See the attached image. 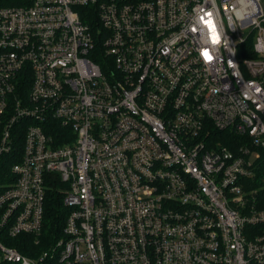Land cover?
Wrapping results in <instances>:
<instances>
[{
    "label": "built area",
    "instance_id": "1",
    "mask_svg": "<svg viewBox=\"0 0 264 264\" xmlns=\"http://www.w3.org/2000/svg\"><path fill=\"white\" fill-rule=\"evenodd\" d=\"M0 127V158L24 131L0 193L4 259L264 264V209L246 190L264 149V0L1 6ZM55 178L67 214L48 241ZM21 234L47 247L6 244Z\"/></svg>",
    "mask_w": 264,
    "mask_h": 264
},
{
    "label": "trees",
    "instance_id": "2",
    "mask_svg": "<svg viewBox=\"0 0 264 264\" xmlns=\"http://www.w3.org/2000/svg\"><path fill=\"white\" fill-rule=\"evenodd\" d=\"M32 3V0H0L1 6H21ZM88 8V7H87ZM82 8L83 10L87 9ZM90 9V8H89ZM84 16V15H83ZM84 21L89 22V18L82 17ZM95 25V30L98 27V22L92 21ZM99 34V33H98ZM252 40L249 41V46ZM249 56H253L252 52ZM224 141H229L237 144H243L245 140L231 131H221L217 133ZM14 147L13 149L2 155L0 158V193L4 189L10 187L15 181L16 176L12 172L14 164L21 160L22 149L24 144V131L14 133ZM2 138V131L0 127V141ZM261 156L256 160L254 167V175L249 178L247 182V191H251L254 195L251 202L258 209H264V149H259ZM54 175V173H51ZM54 179V178H53ZM61 182L55 178V181H50L45 204V220L43 235L48 241H53L61 235L62 228L65 223L67 210L64 206V195L61 192ZM5 242L9 246L16 247L22 254L33 256L38 254L47 247L45 240L37 244L35 237L29 234H21L17 237H6ZM0 251V264H16L3 258Z\"/></svg>",
    "mask_w": 264,
    "mask_h": 264
},
{
    "label": "rangeland",
    "instance_id": "3",
    "mask_svg": "<svg viewBox=\"0 0 264 264\" xmlns=\"http://www.w3.org/2000/svg\"><path fill=\"white\" fill-rule=\"evenodd\" d=\"M60 182V181H59ZM61 184V183H60ZM61 187H64V185L63 184H61Z\"/></svg>",
    "mask_w": 264,
    "mask_h": 264
}]
</instances>
